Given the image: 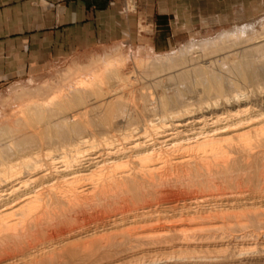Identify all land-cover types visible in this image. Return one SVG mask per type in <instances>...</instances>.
I'll return each instance as SVG.
<instances>
[{
    "label": "rangeland",
    "instance_id": "obj_1",
    "mask_svg": "<svg viewBox=\"0 0 264 264\" xmlns=\"http://www.w3.org/2000/svg\"><path fill=\"white\" fill-rule=\"evenodd\" d=\"M123 1L124 12L135 15L136 0ZM194 16V21L184 23L197 27L177 35L170 43L149 36L145 27L139 30L146 35L135 38L127 34V29H121L118 38H103L100 43L79 46L69 59L53 56V60L38 67L26 64L19 76L1 78L0 138L29 130V125L43 120L44 113L46 120H56L62 110L54 106L63 101L66 104L72 96L70 108L78 107L83 105L75 104L79 103L78 98L87 97L89 100H83L87 104L91 97L98 96L96 89L105 90L113 84L115 91L120 89L118 92L126 98L135 88L132 93L135 97L132 96L137 101L140 86L147 84L148 89L154 88L152 80L163 70L170 73L190 63L206 65L202 62L211 57L220 59L226 48L242 39L253 36H261L260 41L264 39V0H228L223 9L215 7ZM166 18L156 16V24L167 25ZM105 60L108 67L116 63V70L113 67L108 72ZM111 70L117 75L112 76ZM119 74L127 78L116 83L112 78L116 80ZM143 85L141 89L145 90ZM75 91L77 96L70 97ZM91 91L96 95L88 97ZM78 92L85 97L82 99ZM261 94L264 97V91ZM47 101L51 103L45 105ZM29 103L43 104L45 108L29 110ZM38 111L43 113L40 112L42 117L37 115ZM232 143L234 147L226 144L229 148L224 145L213 150L214 159L202 162L201 167L197 165L198 169L167 167L159 176L144 182L135 196L112 189L98 202L87 200L72 203V207H49L51 210L46 209V213L22 224L19 216L14 217L17 219L14 230L10 226L7 231L3 228L0 231V264H264V155L257 154L258 147L251 146L247 152L237 141ZM200 154L199 151L196 156ZM253 163L258 165V172L249 167ZM67 189L64 188L62 196L70 198Z\"/></svg>",
    "mask_w": 264,
    "mask_h": 264
},
{
    "label": "bare ground",
    "instance_id": "obj_2",
    "mask_svg": "<svg viewBox=\"0 0 264 264\" xmlns=\"http://www.w3.org/2000/svg\"><path fill=\"white\" fill-rule=\"evenodd\" d=\"M260 39L261 36H253L232 44L218 59L220 63L211 57L202 62L206 65L189 62L186 66L183 64L185 68L177 70L178 67L170 73L163 70L153 78L155 85L151 82L156 88L150 87V90L147 84H142L144 88L146 86L143 90L140 84L137 101L132 94L135 88L127 90L129 95L127 93L126 98L118 92L120 89L115 91L112 84L105 90L96 89L98 96L88 92V97H95H91L92 102L87 104L83 101L87 99L83 96L85 94L78 92L82 99H86L78 98L79 103L74 101L75 104L83 105L70 108L75 91L69 95L72 98L66 104L58 100L63 102L60 105L56 103L58 107L54 106L55 103L52 105L60 109L58 111L62 110L59 117L53 116L57 117L56 120H46L44 113L43 120L36 121L34 126L29 125V130L18 135H14L16 132L1 136L0 231L2 228L7 231L10 226L14 230L17 216L22 224L39 213H46L49 207L59 209L63 205L87 200L98 202L112 189L134 195L144 182L154 179L167 167L177 170L190 166L195 168L199 164L201 167L202 162L210 161L212 152L226 144L232 146L234 140L247 152L254 146L260 149L256 150L257 154L264 155V97L261 96V91H264V39ZM107 61L111 63L110 59ZM107 61L103 64L109 68L108 72L113 67L116 70V63L108 67ZM117 63L123 65L121 61ZM104 65L101 67L105 71ZM123 75L112 79L118 83L120 79L127 78ZM88 80L85 79L89 82L92 77ZM94 80L95 84L99 81ZM79 83L78 86L83 85ZM48 102H44L45 105ZM30 104L27 106L29 110L45 108L43 104ZM38 112L40 114L41 111ZM39 114L42 117L43 113ZM199 151L200 157L196 156ZM249 167L255 172L258 165L253 163ZM62 185L68 187L70 198L62 196H65ZM146 209L143 212L146 213Z\"/></svg>",
    "mask_w": 264,
    "mask_h": 264
},
{
    "label": "crops",
    "instance_id": "obj_3",
    "mask_svg": "<svg viewBox=\"0 0 264 264\" xmlns=\"http://www.w3.org/2000/svg\"><path fill=\"white\" fill-rule=\"evenodd\" d=\"M136 2L133 15L124 12L123 0H0V80L19 76L26 64L69 59L79 46L118 38L121 29L135 38L146 35L139 30L145 27L149 36L170 43L197 27L184 23L194 21L196 12L228 6V0ZM156 16H167V25H157Z\"/></svg>",
    "mask_w": 264,
    "mask_h": 264
}]
</instances>
